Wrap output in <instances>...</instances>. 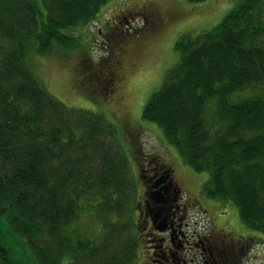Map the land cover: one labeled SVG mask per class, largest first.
<instances>
[{
  "label": "trees",
  "instance_id": "1",
  "mask_svg": "<svg viewBox=\"0 0 264 264\" xmlns=\"http://www.w3.org/2000/svg\"><path fill=\"white\" fill-rule=\"evenodd\" d=\"M42 2L44 12L34 0H0V226L6 221L11 233L25 238L37 264H61L73 249L65 227L79 202L58 178L88 174L77 171L81 161L71 157L79 125L93 121L79 146L98 150L105 166L93 170L87 184L97 179L114 186L116 179L119 188L120 177L116 163L107 161L111 146L95 140L108 134L99 126L103 118L72 109L43 90L26 54L32 43L42 54L54 41L72 44L73 37L61 30L94 21L108 0ZM177 48L181 60L149 99L143 118L163 129L196 172L209 174L207 197L237 207L242 222L264 234V93L241 103L229 100L264 85V0H243L214 29ZM211 99L217 100L221 120L214 135L205 118ZM72 117L77 124H68ZM3 240L0 234V264H17ZM117 260L101 257L95 264H120Z\"/></svg>",
  "mask_w": 264,
  "mask_h": 264
},
{
  "label": "rangeland",
  "instance_id": "2",
  "mask_svg": "<svg viewBox=\"0 0 264 264\" xmlns=\"http://www.w3.org/2000/svg\"><path fill=\"white\" fill-rule=\"evenodd\" d=\"M34 1L44 12L42 0ZM242 1L108 0L94 21L61 30L64 35L73 37L72 44L61 45L54 41L52 49L43 54L37 52L36 43L28 48L27 66L43 90L72 109L103 118V125L99 126L108 134L103 132L95 140H105L111 146L107 161L116 163L120 177L119 188L115 187L116 179L114 186L97 179L87 184L88 175L104 168V161L98 150L79 146V139L89 132L93 121L79 125L81 129L75 132L76 127L72 128L77 143L71 157L81 161L77 171L88 174L64 179L62 173L58 181L65 185L68 195L79 202L75 218L65 230L71 239V254L80 252L82 256L76 260L69 253L61 264H95L101 257L110 260L115 256L120 264L139 260L143 197L138 158L143 157L142 152L145 155L157 150L164 158H171L175 179L187 195L203 201L227 231L254 238L250 259L245 264H264V234L248 228L237 207L207 197L203 191L209 183V174L196 172L167 141L163 129L143 118L149 99L160 90L167 73L181 60L178 43L211 31ZM120 61L126 63L128 78L119 94L111 95L107 77L111 71L120 70ZM263 93L264 85H258L232 95L229 100L241 103ZM217 111V100L211 99L205 118L213 135L221 127ZM77 123V118H69V125ZM104 175L110 176L105 172ZM0 234L17 264H37L29 246L23 243L25 238L11 233L6 221L1 222Z\"/></svg>",
  "mask_w": 264,
  "mask_h": 264
},
{
  "label": "flooded vegetation",
  "instance_id": "3",
  "mask_svg": "<svg viewBox=\"0 0 264 264\" xmlns=\"http://www.w3.org/2000/svg\"><path fill=\"white\" fill-rule=\"evenodd\" d=\"M119 69L107 77L111 95H118L128 78L124 61ZM141 154L143 226L139 260L132 264H245L254 238L227 231L203 201L187 195L175 179L170 157L164 158L159 150Z\"/></svg>",
  "mask_w": 264,
  "mask_h": 264
}]
</instances>
